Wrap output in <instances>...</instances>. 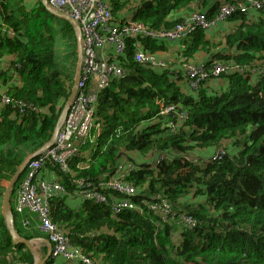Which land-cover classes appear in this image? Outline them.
Listing matches in <instances>:
<instances>
[{
  "label": "trees",
  "instance_id": "trees-1",
  "mask_svg": "<svg viewBox=\"0 0 264 264\" xmlns=\"http://www.w3.org/2000/svg\"><path fill=\"white\" fill-rule=\"evenodd\" d=\"M111 1L116 21L152 28H171L192 11L213 20L226 4L237 9L223 21L229 27L221 38L197 29L178 42V60L165 59V68L136 61L129 42L126 75L99 93L91 137L78 144L69 171L57 172L66 192L49 200L51 220L100 264H264V6L253 9L255 0ZM141 41L154 55L163 49ZM200 54L209 75L194 89L187 66ZM77 59L74 28L41 0H0V264L34 263L31 249L12 242L2 182L51 139ZM217 64L230 66L213 76ZM126 159L132 165L124 179L137 187L141 212H114L109 202L82 196L80 207L70 205L78 180L111 176ZM13 216L20 236H40Z\"/></svg>",
  "mask_w": 264,
  "mask_h": 264
},
{
  "label": "built area",
  "instance_id": "built-area-1",
  "mask_svg": "<svg viewBox=\"0 0 264 264\" xmlns=\"http://www.w3.org/2000/svg\"><path fill=\"white\" fill-rule=\"evenodd\" d=\"M47 4L52 9L68 14L79 26V42L83 55L82 69L76 96L54 143L43 148L27 164L24 177L16 192L14 211L18 215L28 212L37 216V222L33 225L32 218L24 215L22 224L25 228L34 226L35 229L48 235L52 244V258L63 256L76 264H100L74 246L68 235L49 216V200L66 192L65 186L58 180L57 172L69 171V161L79 153L78 144L91 137L99 93L106 89L114 78L126 75L125 56L130 41L135 48L136 61L165 68L166 61L146 51L141 39H149L157 43L175 42L183 40L197 29L208 33L220 22L226 21L236 11L237 6L226 4L213 20H209L203 12L192 11L171 28H152L136 20L116 21L111 0H47ZM262 6L264 0L252 2L253 9ZM229 66L230 64H217L211 74L218 76ZM239 68L242 70V67ZM187 73L191 78L190 87L194 89H197L200 81L209 75L202 63L188 65ZM3 100L10 102L6 96ZM179 117L183 118L184 114L180 113ZM131 165L132 161L126 159L118 165L116 173L111 176L96 182L78 180L80 195L84 200L109 202L114 212L125 210L141 212L140 205L134 201L138 194L137 187L124 179ZM48 169L55 172V176L47 179L43 174L44 170L49 171ZM107 190L111 192L106 194ZM160 205L168 211L169 204L166 200ZM151 207L157 208L156 205ZM184 219L194 224L192 218L184 217Z\"/></svg>",
  "mask_w": 264,
  "mask_h": 264
},
{
  "label": "water",
  "instance_id": "water-1",
  "mask_svg": "<svg viewBox=\"0 0 264 264\" xmlns=\"http://www.w3.org/2000/svg\"><path fill=\"white\" fill-rule=\"evenodd\" d=\"M43 6L46 8V10L56 16L57 18L66 20L67 22H69L72 27L76 30V37H77V44H78V59H77V64H76V72L74 75V83H73V87L72 90L70 92V96L65 104V106L62 109V112L60 114V117L58 119V122L55 126V129L53 131V134L51 136V139L48 141V143L43 146L42 148L38 149L36 152H34L33 154H31V156H29L25 162L19 167V169L16 171L15 175L9 180L8 185L5 187L3 196H2V203H1V209H2V215L5 219L6 225L9 229L10 235L12 237V242L14 244H18V243H22L25 244L27 248L32 250V246H33V241L31 239H27L24 238L22 236H20L14 227V218H13V211H12V204H11V194H12V190L15 186V183L17 181V179L19 178L20 174L23 172V170L26 168L28 161L35 157L38 153H40V151L45 148V147H49L51 146L56 138L57 133L59 132V130L61 129V126L63 124V121L67 115V112L76 96L77 90H78V83H79V77H80V73H81V69H82V48H81V44L79 42L80 40V29L79 26L73 21V19L66 13L52 9L49 7V5L47 4V0H41ZM42 239L44 242H46L48 249H47V253L45 255V257L41 260H37L35 261L33 264H45L50 256H51V250H52V244L51 242L47 239V238H40ZM18 264H24V263H18Z\"/></svg>",
  "mask_w": 264,
  "mask_h": 264
},
{
  "label": "crops",
  "instance_id": "crops-1",
  "mask_svg": "<svg viewBox=\"0 0 264 264\" xmlns=\"http://www.w3.org/2000/svg\"><path fill=\"white\" fill-rule=\"evenodd\" d=\"M191 7H193V5ZM184 14H186V13H184ZM228 27H229V24L228 23H226V22H222L221 23L220 22L219 25L216 28L212 29L210 32H208L206 34L210 38H214V39L215 38H221L224 35V33L228 31ZM178 42L179 41H175V42H168V41H166V42H158V43H156L160 47L163 46V49H161L158 52H156L157 53V56H159L160 58H162L164 60L165 59L166 60H169L170 62H172V61L174 62L176 59L178 60V50H179V43ZM200 55H202V56L200 58H198V59L199 60L200 59H204V57H205L204 54H200ZM6 61H7V64H8V59ZM48 170L49 171L44 170V174H43V177L44 178H47L48 179L49 177L55 176V172H53L50 169H48ZM5 182L8 183V181H5ZM2 183H4V182H2ZM2 185L4 186V184H2ZM18 185H17V187H18ZM14 195L16 197V193H13L12 196H14ZM82 201H83V199H82L81 195L78 192L76 193V195L70 196V205L72 207H77V206L80 207ZM14 204H15V199L13 197L12 198V207H14ZM24 215H16L18 224L22 228L28 229V230H33V231L37 232V234L40 235L38 237H35V238L31 239L33 241L32 252L34 253V259H35L34 262H35L37 260L43 259L45 257V255H46V253H47L48 246H47L46 242H44L40 238H47L48 235L45 232H43V231H40V230L35 229L34 226H32L31 228H25L23 226V224H22ZM29 216H30V214H29ZM36 217L37 216L35 214L34 215L32 214V217L31 218L33 219V221H36ZM50 261H51L52 264H76L73 261H68L63 256H59L57 258H52Z\"/></svg>",
  "mask_w": 264,
  "mask_h": 264
},
{
  "label": "rangeland",
  "instance_id": "rangeland-1",
  "mask_svg": "<svg viewBox=\"0 0 264 264\" xmlns=\"http://www.w3.org/2000/svg\"><path fill=\"white\" fill-rule=\"evenodd\" d=\"M32 4L35 2V0H29ZM197 64H200V63H202V60H199L198 62H196ZM134 156V155H133ZM135 159L136 160H139V162L140 163H144V162H146L142 157H139L138 155H135ZM24 175L22 174V176H20L19 177V179H18V181H20L21 179H22V177H23ZM8 183H9V181H8ZM8 183L7 182H5L4 181V186H7L8 185ZM34 215V214H33ZM27 216H29L28 214H27ZM30 216L32 217V214H30ZM33 220V219H32ZM37 222V217H36V221H33L32 222V224L34 225L35 223Z\"/></svg>",
  "mask_w": 264,
  "mask_h": 264
},
{
  "label": "clouds",
  "instance_id": "clouds-1",
  "mask_svg": "<svg viewBox=\"0 0 264 264\" xmlns=\"http://www.w3.org/2000/svg\"><path fill=\"white\" fill-rule=\"evenodd\" d=\"M67 113H68V112H67ZM63 122H64V121H63ZM61 127H62V126H61ZM47 143H48V142H47ZM47 143H46V144H47ZM46 144H44L43 146H45ZM43 146H42V147H43ZM42 147H41V148H42ZM39 149H40V148H39ZM37 155H38V154H37ZM30 156H31V155H30ZM33 158H34V157H33ZM31 159H32V158H31ZM28 162H29V161H28ZM27 164H28V163H27ZM26 167H27V166H26ZM25 169H26V168H25ZM25 169L23 170L22 173H25ZM22 173H21V174H22ZM21 174H20V175H21ZM57 174H58V173H57ZM23 175H24V174H23ZM23 177H24V176H23ZM23 177H22V179H23ZM22 179H21V180H22ZM21 180H20V181H21ZM20 181H19V182H20ZM18 184H19V183H18ZM18 187H19V185H18ZM18 187H17V189H18ZM17 189L14 191V193L17 192ZM3 193H4V192H3ZM13 197H14V199H15V195L12 196V194H11V204H12V198H13ZM1 203H2V200H1ZM12 211H13V213H15V211H14V207H12ZM15 214H16V213H15ZM27 214L29 215L28 212H25V215H27ZM16 215H18V214H16ZM13 218H14V216H13ZM14 227H15V226H14ZM15 230H16V229H15ZM47 239H48V237H47ZM48 240H49V239H48ZM49 241H50V240H49ZM51 253H52V250H51ZM51 259H52V256H50L49 261H50ZM50 264H51V262H50Z\"/></svg>",
  "mask_w": 264,
  "mask_h": 264
}]
</instances>
